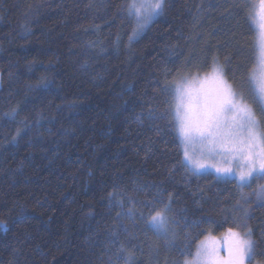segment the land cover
Returning <instances> with one entry per match:
<instances>
[{
    "label": "trees",
    "instance_id": "16d2710c",
    "mask_svg": "<svg viewBox=\"0 0 264 264\" xmlns=\"http://www.w3.org/2000/svg\"><path fill=\"white\" fill-rule=\"evenodd\" d=\"M125 3L0 0V264H124L128 253L129 264H174L185 243L195 251L235 228L238 189L180 166L159 89L166 70L212 56H230L237 76L253 68L245 0H166L131 42ZM169 194L174 244L126 214ZM248 224L264 260V206L252 205Z\"/></svg>",
    "mask_w": 264,
    "mask_h": 264
},
{
    "label": "snow or ice",
    "instance_id": "6c2138e0",
    "mask_svg": "<svg viewBox=\"0 0 264 264\" xmlns=\"http://www.w3.org/2000/svg\"><path fill=\"white\" fill-rule=\"evenodd\" d=\"M165 3L166 0H126L121 9L133 25L129 42L163 13ZM244 7L249 20L259 19L261 29L257 63L247 74L237 76L230 68V56H225L223 63L219 57L212 56L210 63L205 61L195 71L178 69L172 74L166 70L159 89L165 96L164 114L169 117L168 123L178 141L180 166L197 177L214 173V179L233 183L238 189L230 209L234 213L231 223L235 228L229 227L219 239L205 237L198 241L195 251L185 243L179 249L183 259L174 264H253L257 255V240L248 220L253 204L264 206V183H259L264 181V0L251 3L245 0ZM44 82L42 77L41 83ZM154 112L149 108L150 118ZM246 188L251 191L246 192ZM171 199V194L167 203L154 198L139 209L129 207L126 214L134 217L139 211V218L147 229L165 243L174 244L176 220L169 215ZM128 202L138 203L131 197ZM156 203L161 207H155ZM119 205L123 208L124 201ZM144 208L148 209L147 216ZM120 215L118 212L117 217ZM187 227H198V224L193 221ZM0 228L7 230L4 221H0ZM191 235L186 232L185 241ZM261 237L264 238V231ZM221 249L226 255H221ZM125 251L123 246L118 250ZM131 255L128 253L124 264H129ZM257 264H264V260Z\"/></svg>",
    "mask_w": 264,
    "mask_h": 264
},
{
    "label": "rangeland",
    "instance_id": "374dc122",
    "mask_svg": "<svg viewBox=\"0 0 264 264\" xmlns=\"http://www.w3.org/2000/svg\"><path fill=\"white\" fill-rule=\"evenodd\" d=\"M160 16V15H159ZM159 16H156L154 19H153V21L156 19V18H158ZM152 21V22H153ZM151 22V23H152ZM150 23V24H151ZM149 24V25H150ZM252 24H253V26H254V29H255V33H256V45H255V48H256V55H255V64L257 63V56H258V53H259V47H260V42H261V29H260V27H259V25H260V21H259V19H255V20H252ZM149 25L142 31V32H144L148 27H149ZM142 32H140L137 36H139ZM136 36V37H137ZM210 172H211V170H209ZM213 175H214V173H213ZM262 183H264V181L262 182ZM174 229V228H173ZM205 237H215V238H217V239H219L221 236H212V235H207V236H205ZM204 237V238H205ZM204 238H202L201 240H203ZM200 241V240H199ZM221 255H226V253L223 251V249H221ZM257 261H259V260H257V259H255L254 261H253V264H257Z\"/></svg>",
    "mask_w": 264,
    "mask_h": 264
}]
</instances>
